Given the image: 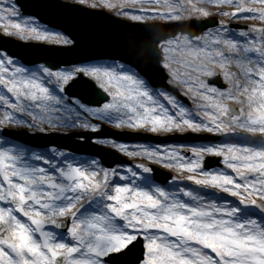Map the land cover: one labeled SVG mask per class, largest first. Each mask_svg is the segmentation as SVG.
I'll use <instances>...</instances> for the list:
<instances>
[{
    "label": "snow or ice",
    "instance_id": "1",
    "mask_svg": "<svg viewBox=\"0 0 264 264\" xmlns=\"http://www.w3.org/2000/svg\"><path fill=\"white\" fill-rule=\"evenodd\" d=\"M78 2L97 6L95 0ZM127 2L122 0L118 15L155 21L142 28L137 46L149 48L155 63L167 70L168 83L186 88L185 95L198 94L203 103L189 108L166 85H154L148 68L125 58L29 67L0 49V264H121L138 239L137 264H264V27L233 31L215 21L194 33L182 22L212 13L192 0H145L159 7L139 9L125 8ZM212 2L233 6V12L221 15L264 21V7L250 6L264 0ZM43 6L75 10L58 0H45ZM20 9L12 0H0L9 34L74 43L65 32L42 24L39 15ZM173 28L177 31H169ZM81 75L93 78L105 98L89 101L71 94L67 86ZM214 75L225 85L206 79ZM104 123L147 133H218L225 139L169 147L79 136L186 170L185 179L201 186L193 187L178 177L158 182L144 163L105 165L97 156L54 144L14 142L10 137L18 133L5 131L98 132ZM238 128L260 139L241 135ZM208 155L222 157L233 171L205 168Z\"/></svg>",
    "mask_w": 264,
    "mask_h": 264
},
{
    "label": "water",
    "instance_id": "2",
    "mask_svg": "<svg viewBox=\"0 0 264 264\" xmlns=\"http://www.w3.org/2000/svg\"><path fill=\"white\" fill-rule=\"evenodd\" d=\"M21 5L27 12L39 15L44 21L57 24L63 28L65 32L76 41V46L71 48V50L73 49L72 55L62 56L63 53H61V56H59L57 60H54L48 55L40 56V52H37L36 54L31 48L28 49V52L16 50L18 48L10 44V39H8L7 43L0 41V48L7 50L12 55L19 56L24 60L45 61L49 66L53 67L70 66L97 56L113 55L125 58L130 63H138L141 64L142 67L148 68L150 77L154 81L161 80V76H163L166 80L164 72L159 68V64L155 63V59L149 48L147 46L142 48L137 46L140 38L144 35L142 30L113 25L109 18L103 16L105 15L104 12L85 11L86 14H81L80 11H82V9H79L78 7H75L76 11H71L73 13V23L68 25L65 23L66 20L44 14L39 9H33L32 6L27 4V2H21ZM215 21L217 20L212 18L202 22H191L189 24L193 27L194 31L192 32L202 33L204 31V25H209L210 22ZM175 31H177V29H173L172 32ZM51 49L58 51V48ZM215 81L221 84L220 77H218ZM67 89L71 94L82 96L89 101H97L105 98V96L100 93L96 83L85 78L83 75L75 80ZM174 91L177 93L175 89ZM81 135L84 134H72L69 136L70 138L68 141L54 139V141H51L48 144L58 145L60 147L71 149L75 152L92 153L93 155H98L102 158H104L106 154H109L104 150H94L91 145V139H87L83 143H76L75 136ZM84 136L90 138L93 135ZM109 157L112 161L111 163H106L107 165L123 163L118 161L114 155H110ZM219 161V158L208 157L206 167L213 168L219 166ZM160 172L161 171L155 169V175L157 178H159ZM135 251H137L136 255L130 256L128 254L123 257L121 264H137V260L142 251L141 245L138 244L132 252Z\"/></svg>",
    "mask_w": 264,
    "mask_h": 264
},
{
    "label": "rangeland",
    "instance_id": "3",
    "mask_svg": "<svg viewBox=\"0 0 264 264\" xmlns=\"http://www.w3.org/2000/svg\"><path fill=\"white\" fill-rule=\"evenodd\" d=\"M65 1H71V2H78V0H65ZM13 3L14 0H12ZM192 2L199 6V7H203V8H207L212 15L208 16V17H203V16H193L190 19L194 18V19H207L209 17H217V19L219 21H222L224 24L226 25H230L232 26V30L235 31L238 28H250L251 26L255 25L257 27H264V21L259 20V19H233L231 16L228 15H221V12H228L231 13L234 11V8L231 4L228 3H222V4H216L213 3L212 0H192ZM247 2V0H246ZM95 3L97 6L92 7L90 4H83L87 7H92V8H96V9H104L107 10L108 12L121 17L123 19H126L128 21H131L123 16L118 15V12L120 10V5L122 3V0H95ZM108 3H111L113 5H117V7H108ZM81 4V3H80ZM125 8H134V9H139V8H155V7H159V5L156 4H150V3H146L145 0H136V2H132V0H128L127 3H125L123 5ZM250 6L252 7H264V5H259V4H251ZM146 22H152L154 23L155 21L149 20ZM6 27H9L7 24V21L0 18V33L7 35V36H12L15 38H19L20 40H25L23 39L21 36L19 35H13V34H9L8 32L5 31ZM236 27V28H234ZM13 32H15V29H12ZM26 41H39V42H45V43H49V44H56V45H66L64 43L61 42V37H49L46 40H37L34 38L31 39H27ZM91 63H97V64H110L112 62L110 61H95V62H91ZM235 69H237L236 67H233ZM218 75H214L211 77H206V79L209 81L210 79L216 77ZM88 77V76H87ZM222 77V76H221ZM91 78V77H89ZM93 79V78H91ZM223 79V78H222ZM94 80V79H93ZM95 81V80H94ZM96 82V81H95ZM211 83V81H209ZM223 82L225 83V81L223 80ZM97 83V82H96ZM174 85V84H172ZM175 87H177L180 91V93L187 98V102L180 99L181 103H183L184 105L188 106L189 108H198V106L203 103V101L198 97V94H192L189 93L188 95H185V91H187L186 88L182 87L179 84H175ZM0 91H4L3 87H0ZM230 103H235V102H230ZM106 125L109 128H112L116 131H118V133L121 134H128L129 136H126L127 139H129L130 143H134L135 141L139 140L142 143L148 144V145H162V144H167L169 147H175L179 144H192V143H208L211 141H221L224 140L225 137L221 134L218 133H208V132H201V133H193V132H185V133H179V132H171V133H147L144 132L143 130L136 132L134 130L131 129H127V128H116L114 125L108 124V123H104L102 125V127ZM101 127V129H102ZM7 130H16V131H27L29 133L34 134L33 132H31L30 130L26 129V128H9V129H5V131L7 132ZM85 131H89V132H93L87 129H81V128H77V129H71L68 131H62V130H51L49 132H35V133H45V134H49V133H58V134H68L71 132H85ZM133 132V133H131ZM238 133H241V129H237ZM188 134H195V135H207L209 136V140L202 142V141H194L192 138H176L173 140H169L171 138V136H184V135H188ZM250 134V133H249ZM252 136V134H250ZM252 138L254 140H258L257 138H259L258 136H252ZM256 138V139H255ZM14 142H17V140H15L14 138H11ZM98 144V143H97ZM100 145V144H99ZM103 147L109 148V149H113L115 151H117L119 154L123 155L126 157L127 161L129 162V164L132 165H137L139 163H144L149 165L150 167L152 166H157L160 169H162L164 172H166L168 175L170 176H166L163 175L162 178L166 179V178H170V177H178L179 180L185 184H189L192 185L193 187H201V186H197L195 185L192 181H188L185 179V177L187 175H189V173L186 170H179V169H175V168H166L163 167L160 164L155 163L154 161H150L148 160L146 157H142V156H129L127 154L121 153L118 149L113 148L111 145H101ZM182 152L187 154V151H189V153L187 154L188 156H192V152L190 148H182L180 149ZM208 156H215V155H208ZM215 157H220V156H215ZM222 158V157H221ZM221 170H226L228 172H232V169H227L226 165H223L222 168H220ZM158 182H161L159 180H157ZM163 183V182H161ZM209 191L212 192H218V190L216 189H210ZM219 196H228L230 199H232L233 201H235L236 199H238L237 197H232L230 196V194L228 193H223V192H218ZM255 199H257L259 201V197L256 196L254 197ZM63 219V218H61Z\"/></svg>",
    "mask_w": 264,
    "mask_h": 264
},
{
    "label": "bare ground",
    "instance_id": "4",
    "mask_svg": "<svg viewBox=\"0 0 264 264\" xmlns=\"http://www.w3.org/2000/svg\"><path fill=\"white\" fill-rule=\"evenodd\" d=\"M237 68V67H236ZM233 71H238L239 69L237 68V69H235V68H233L232 69ZM241 135H244V136H251L249 133H247V132H245L244 130H242L241 129ZM255 136H258L259 138H257V139H260V134H256ZM254 136V137H255ZM256 139V138H255ZM52 141L54 140V139H51ZM28 144V143H27Z\"/></svg>",
    "mask_w": 264,
    "mask_h": 264
}]
</instances>
